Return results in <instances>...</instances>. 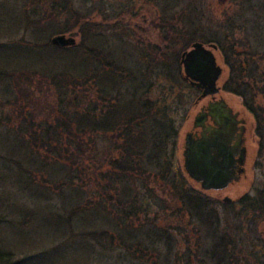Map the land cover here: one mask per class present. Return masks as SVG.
Listing matches in <instances>:
<instances>
[{"label": "trees", "instance_id": "16d2710c", "mask_svg": "<svg viewBox=\"0 0 264 264\" xmlns=\"http://www.w3.org/2000/svg\"><path fill=\"white\" fill-rule=\"evenodd\" d=\"M33 1L38 0H28ZM62 1L63 8L37 20L26 12V0L0 1V85L11 107L5 121H18L15 131L6 126L14 135L13 152L0 143L7 153L0 162V264H88L100 258V249L118 245L144 260L159 251L161 237L174 242V234L159 223L167 210L187 216L186 225L208 226L201 263L264 264V244L249 233L264 219V208L252 215L244 195L239 208L220 216L213 210L216 201L189 184L176 156L185 117L177 123L175 114L188 100L182 88L199 91L184 80L180 54L194 41L215 43L224 57L235 53L233 21L228 19L223 36L218 34L223 23L213 18L215 30L209 34L182 31L191 37L181 52L149 44L134 58L112 51L92 20L84 19L90 13L87 0L79 7ZM171 1L160 6L166 23L176 18L179 3ZM184 1L185 21L196 28L193 18L200 10ZM48 2L52 8L59 0ZM72 29L80 37L76 45L51 43V33ZM42 86L54 99L43 118L28 111L34 88ZM222 89L239 95L254 112L245 100L244 81L230 76ZM38 169L53 189L35 180ZM6 184L13 189L6 191ZM53 195L61 202L52 203Z\"/></svg>", "mask_w": 264, "mask_h": 264}, {"label": "rangeland", "instance_id": "374dc122", "mask_svg": "<svg viewBox=\"0 0 264 264\" xmlns=\"http://www.w3.org/2000/svg\"><path fill=\"white\" fill-rule=\"evenodd\" d=\"M48 1L45 2V0H38L35 2H28V0H26V12L29 14L31 20H37L41 16L48 17L49 11L56 8L61 9L64 6V1L59 0V2L51 8ZM72 1L75 7H79L80 1L83 0ZM170 1L171 0H87L85 2L90 13L86 15L84 19L92 20L91 22L97 26V30H100L105 35V44L110 46L112 51L117 54L124 51V53L134 58L139 57L136 55H138L141 48H145L149 44L156 46L168 45L171 48V52L173 49L181 52L182 46L189 40V37H191V34H181L182 31H196L193 34L194 36L200 35L202 32L205 35L209 34L211 30H215V26L209 21L213 18L219 23H223L220 31L216 30L218 31V34L220 33V35L223 36L228 30L227 25L230 26L228 22L233 21L231 27L233 28L232 31L234 39H232L230 43L233 45L235 53L227 51L228 55L224 57V53H221L219 49L214 51L217 64L222 67V73L217 82V85L219 87L221 86V90L218 95L222 96L231 107L240 111L242 116L248 120V128L250 131L249 137L251 141H248L246 145L247 147L252 148L251 152L252 154H255L258 147L255 144L256 141L253 136L255 122L252 120L249 110L244 105L245 102L243 101L244 104L242 103L240 96L235 93L225 91L222 89V86L230 76H233V81H244V88L248 94L246 95L245 100L251 105L258 117L261 118L258 121L260 122L259 131L261 132L263 147L264 0H190L197 6V9L201 11H199L196 16L194 15L193 18V25L197 26L196 28H192L191 24L188 23V21H185L184 0H178L179 4L177 6V12L174 11L176 17L173 19L174 21L169 20V23H166L162 20L160 17V6L170 3ZM20 8L21 6L17 7L16 10H20ZM169 13L170 12L168 11L167 15H169ZM58 19L59 20L56 23H60L63 18L60 16ZM228 19L230 20L228 21ZM169 25H171L172 28L168 27ZM201 27L203 28L202 31ZM217 29L219 28L217 27ZM75 31L76 29H72L71 31L65 33H51L49 35V39L51 40V38L57 34H65L73 37L75 39L74 45H76L80 37L76 35ZM177 32L178 36H175ZM169 37L174 39L170 40L173 41L174 45L169 42ZM237 58L240 59V62ZM224 60H228L229 65L233 67L232 70ZM236 60L238 64L235 63ZM53 66H55V69L60 67L59 64H55ZM180 71H182L181 64ZM253 76L254 78L256 77V82H252ZM182 90L186 95H188V100L184 106L181 105L177 108V113L175 114L177 123L185 117L178 128L177 136L176 156L177 163L180 167L182 166L181 153L185 133L192 130L194 116L198 113L201 103L207 99H203L202 101L199 100L197 102V97L200 94L199 91H190L187 90V88H182ZM8 100V91L4 90V88L0 85V143L4 148L9 147L10 153H12L13 149L11 146L14 144V135L10 129H6V126L10 124L14 127L13 130L15 131L18 121H16L14 117L11 118L12 121L11 119L9 122L5 121L9 115L8 111L11 108L7 103ZM53 100L52 95L47 93L44 86L40 88L35 87L33 97L34 103L29 105L31 107L28 108V111L32 112L35 117L39 116L43 118ZM259 153H261V150ZM4 155H7V153L5 149L3 150L0 146L1 164L6 162L5 160L3 161ZM261 156L262 153L260 154V157ZM248 168V170L246 169L245 175L228 188L221 191H203L207 196L216 201L212 203L215 213H218L220 216L232 213L240 207L238 200L244 195L262 194L264 196V157L259 159L255 165ZM0 170H2V167H0ZM35 173L36 181L40 182V184L45 187L53 189L54 183H49L45 172L38 169ZM39 176L44 178L41 179ZM43 180L45 182H43ZM188 181L194 188L200 189L198 183L191 179ZM5 187L7 188L6 191L13 189L7 184ZM46 197L47 196H42L40 200L44 202ZM224 197H230L232 202L223 203L222 200ZM50 201L52 203L61 202L56 195H53V197L50 198ZM29 204L31 205V203ZM188 220L190 219L187 216L180 217L170 215V210H167L165 213L162 212L160 214V226L163 227L165 224L164 227L167 228L169 233L172 232L174 234V242L173 239L161 237V239L158 240V243H160L158 246L159 251H150L144 260L135 259V254L133 255L128 253L124 245H118L111 251L110 249H100V254L98 255L100 258H97L94 261L90 259L88 264H160V262L161 264H203L201 263V254L202 250L206 247L205 241H207V239L205 238V235L210 234L211 232L206 224L199 225L196 221H194L195 224L189 223V225H186ZM169 222L171 224L170 227L167 224ZM176 225H178V230L173 228V226L177 227ZM254 226L253 231H249L250 236L261 239L262 244H264V219L260 220ZM196 229L199 232L195 231ZM217 232L218 234L222 232L221 225H218ZM44 247L48 248V245H45ZM157 253L160 254L159 260L155 257L157 256ZM165 254L168 257L167 261H164L166 258ZM62 262L65 261L63 260ZM206 264H209V262Z\"/></svg>", "mask_w": 264, "mask_h": 264}, {"label": "water", "instance_id": "95a60500", "mask_svg": "<svg viewBox=\"0 0 264 264\" xmlns=\"http://www.w3.org/2000/svg\"><path fill=\"white\" fill-rule=\"evenodd\" d=\"M57 47H69L75 39L65 34H57L51 38ZM215 43L205 45L194 41L190 47L180 54L183 78L190 85L200 90L197 102L207 96H215L220 91L217 82L222 67L217 64L214 51ZM209 114L216 127L203 128L204 115L198 112L193 119L192 128L202 127L199 134L191 131L185 133L182 146V168L189 179L199 184L202 191L222 190L232 181L238 180L242 169L234 170L235 162L231 156L240 152L238 163L244 159V148L241 142L229 147L228 143L236 130L235 114L226 106L223 99L208 107ZM224 197V201H230Z\"/></svg>", "mask_w": 264, "mask_h": 264}, {"label": "flooded vegetation", "instance_id": "af4514ba", "mask_svg": "<svg viewBox=\"0 0 264 264\" xmlns=\"http://www.w3.org/2000/svg\"><path fill=\"white\" fill-rule=\"evenodd\" d=\"M220 90H221V86H220ZM218 93L215 94V96L204 97L203 99H206V98L207 99L204 102L201 103L198 112H201L204 115V119H203L202 122H203V128H205V129L216 127V124H214L213 119H212V117L209 114L208 107L210 105H213L217 101L223 99L225 101V103H226V106L231 108V112L233 114H235V120L237 121L236 130L232 134V137H231L228 145H229V147H233L234 145H237L238 141H240L241 142L240 147L242 149L244 148V159H243V163L242 164L238 163L240 152L235 153V154H233L231 156V159L235 162V168H233V169L234 170L242 169V173L240 174V176L238 178V180H239L243 175H245L246 169L247 170L249 169L248 167H252L253 165H255L259 161V159L264 157V155H263L264 154V145L262 147L261 132L259 131L260 122L258 121L261 118L258 117V115H256V113H254L253 111H251V110H249L247 108L249 110V113H250L251 117H252V120L255 122L253 136H254L255 141H256V143H255L256 146L259 147V148L257 147L255 154H252V152H251L252 148L247 147V145H246V143L248 141H251V139L249 137L250 136V131H249V128H248V126H249L248 120L245 117L242 116L240 111L235 110L233 107H231L229 105V103L222 96L218 95ZM203 99H201L200 101H202ZM241 100H242V103L244 104L242 98H241ZM256 124H257L258 127L256 126ZM203 128L202 127L192 128L191 132H193L194 134H199L200 131ZM260 150H261V153H262L261 157H260L261 153H259ZM238 180L230 182L226 188H228L229 186H231L233 183L237 182ZM226 188H224V189H226ZM224 189H222V190H224ZM213 191H221V190H213ZM249 197H250V203L252 205L251 214L255 215V213H256L255 210H259V207H263L264 208V196L262 194H259V195H249ZM222 202L223 203H231L232 200L224 201V198H223ZM260 220H263V219L260 218ZM259 221H257L255 224H257Z\"/></svg>", "mask_w": 264, "mask_h": 264}]
</instances>
